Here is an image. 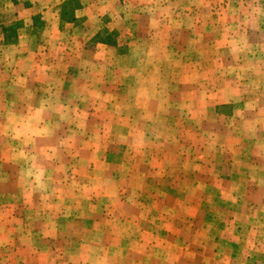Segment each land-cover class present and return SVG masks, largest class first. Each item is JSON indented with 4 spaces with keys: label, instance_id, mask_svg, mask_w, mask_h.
I'll return each instance as SVG.
<instances>
[{
    "label": "rangeland",
    "instance_id": "rangeland-1",
    "mask_svg": "<svg viewBox=\"0 0 264 264\" xmlns=\"http://www.w3.org/2000/svg\"><path fill=\"white\" fill-rule=\"evenodd\" d=\"M15 1L0 264H264V0Z\"/></svg>",
    "mask_w": 264,
    "mask_h": 264
},
{
    "label": "crops",
    "instance_id": "crops-1",
    "mask_svg": "<svg viewBox=\"0 0 264 264\" xmlns=\"http://www.w3.org/2000/svg\"><path fill=\"white\" fill-rule=\"evenodd\" d=\"M14 47H17V45H13V46H2L1 45V38H0V74L4 73V66L6 65V62L8 61L7 59H9L8 57L5 56V51H8ZM19 58V57H16ZM22 79V75L16 73L15 75V80L18 81ZM10 80V79H8Z\"/></svg>",
    "mask_w": 264,
    "mask_h": 264
},
{
    "label": "trees",
    "instance_id": "trees-1",
    "mask_svg": "<svg viewBox=\"0 0 264 264\" xmlns=\"http://www.w3.org/2000/svg\"><path fill=\"white\" fill-rule=\"evenodd\" d=\"M9 3H12V4H18V2H16L15 0H2V5L0 6V9H4V10H6V6H8V4ZM80 8V6H77L76 8H75V10L76 9H79ZM4 13V15H9L10 13L9 12H7V11H4L3 12ZM8 27H4V26H1V32H0V34H1V36L3 37V42L6 44V43H9L7 40H8V37L10 36H8Z\"/></svg>",
    "mask_w": 264,
    "mask_h": 264
}]
</instances>
